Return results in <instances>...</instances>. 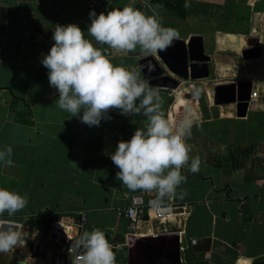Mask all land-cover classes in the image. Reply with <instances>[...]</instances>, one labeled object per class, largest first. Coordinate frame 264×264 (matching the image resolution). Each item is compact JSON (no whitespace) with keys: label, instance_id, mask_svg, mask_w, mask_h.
Returning <instances> with one entry per match:
<instances>
[{"label":"crops","instance_id":"0c3cea01","mask_svg":"<svg viewBox=\"0 0 264 264\" xmlns=\"http://www.w3.org/2000/svg\"><path fill=\"white\" fill-rule=\"evenodd\" d=\"M129 2L0 0L8 11L7 36L0 39V148L13 149L11 163L0 161V187L28 199L14 216L3 213L22 225L24 243L0 252V264H51L65 247L49 235L55 218H63L74 238L101 228L116 264H178L169 250L176 239L166 237L176 234L180 264H264V0H136L135 7L157 14L178 33L163 50L169 62H179L174 51L182 55V43L194 49L196 65L192 69L188 60L187 79L159 51L144 56L139 48L109 49L113 63L135 68L144 79L140 62L153 58L164 76L179 83L175 89L152 86L159 89L161 111L173 123L189 112L194 120L187 143L190 157L199 155L200 168L190 171L189 161L181 169L186 180L163 201L178 207L176 216L164 223L153 217L132 223L119 215L136 192L155 199L156 193L124 185L104 151L108 131L115 134L114 152L146 117H119L111 111L120 109L111 108V119L90 127L58 107L59 93L41 63L57 24L76 23L89 36L90 10L99 14ZM257 49V56L244 58L246 50ZM241 82L251 84L242 117L237 103L215 102L217 87ZM6 164L22 168L20 177L5 176ZM83 213L87 225L79 231L72 221ZM130 241L136 246L132 259Z\"/></svg>","mask_w":264,"mask_h":264},{"label":"clouds","instance_id":"9594fccd","mask_svg":"<svg viewBox=\"0 0 264 264\" xmlns=\"http://www.w3.org/2000/svg\"><path fill=\"white\" fill-rule=\"evenodd\" d=\"M135 2L99 14L90 10L89 36L76 23L57 24L54 43L41 63L48 70L50 86L59 93L58 107L90 127L111 119V108L146 117L147 123L130 139L118 141L108 155L119 168L116 178L129 189L155 191L151 203L160 207L164 197L177 195L178 186L186 180L181 169L190 161V171L197 172L201 159L189 155L192 148L187 138L194 123L190 112L171 122L161 111L159 89L135 68L113 63L109 57V49L132 52L137 48L148 56L166 50L178 35L157 14L135 7ZM12 152L10 145L0 148V161L11 163ZM179 196L182 199L183 193ZM27 204L26 196L0 187V252L24 243L22 225L3 218V213L12 217ZM71 242L69 249L76 253L72 264H116L113 247L99 227L79 233Z\"/></svg>","mask_w":264,"mask_h":264},{"label":"water","instance_id":"95a60500","mask_svg":"<svg viewBox=\"0 0 264 264\" xmlns=\"http://www.w3.org/2000/svg\"><path fill=\"white\" fill-rule=\"evenodd\" d=\"M7 23H8V11L5 7L0 6V39H3L7 36ZM183 53L182 55L179 54L176 50L174 53H176L175 57L178 59V63L172 64L168 61L166 55L162 51H159L160 58L166 63V65L170 68L177 69L181 73V75L184 78H188V66L189 61H192L193 63L190 65V67L193 69L196 65L195 59H194V49L192 46H189V49H186L185 44H183ZM260 52V49L257 50H246L244 54V58H252L253 56H257ZM251 54H253L251 56ZM197 60V59H196ZM141 66L144 72V76L146 80H148L149 84L151 86H157V87H164V88H171L175 89L178 87L179 83L174 81L173 79L164 76L162 70L158 67V65L155 63L153 58H145L141 60ZM191 69V70H192ZM251 84L250 83H244L241 82L238 85H231V86H219L216 88V96H215V102L217 104H221L224 102H233L237 103L238 107V116L242 117L245 116L247 113V109L250 105V94H251ZM112 114H115L119 117L126 116L127 114L122 113L120 110L113 109L111 111ZM115 140V134L112 131H108L106 134V143H105V153H111L114 145ZM22 173V168H18L14 165L6 164L3 169V174L5 176H9L12 178H19ZM166 237H175L176 242L175 245H172L169 247V250L171 252L170 258L173 257V254L175 253L178 258V264H180V249H179V234L170 235ZM54 239H57L59 243L64 245H71V241L73 240H67L65 236H60L57 238V236H53ZM132 240V239H131ZM134 249H136V246L132 241H130V247H129V259H132V253L134 252ZM176 249V250H175ZM131 262V260H129ZM129 264H132L129 263Z\"/></svg>","mask_w":264,"mask_h":264},{"label":"built area","instance_id":"2783aa9c","mask_svg":"<svg viewBox=\"0 0 264 264\" xmlns=\"http://www.w3.org/2000/svg\"><path fill=\"white\" fill-rule=\"evenodd\" d=\"M254 97L257 94H253ZM155 198L151 197L146 192H136L133 194L131 204L125 209L119 211V215L127 218L132 223H136L141 220H147L148 218H154L160 223L167 222L176 216V210L178 207L172 202L169 204H163L160 207H154L151 203ZM73 225H76L79 231L83 230L87 225V214L83 213L79 215V219L72 221ZM71 227L66 225L63 218H55L51 223L49 235H55L58 237L65 236L67 240H74L73 234H71ZM70 246L65 247L58 253H56L51 261V264H72V258L76 253L69 249ZM82 252V249L80 250Z\"/></svg>","mask_w":264,"mask_h":264}]
</instances>
